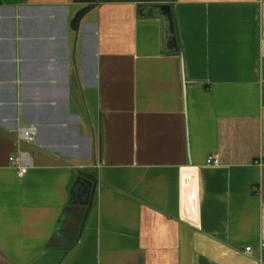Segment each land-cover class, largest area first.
Returning <instances> with one entry per match:
<instances>
[{
    "label": "crops",
    "instance_id": "0c3cea01",
    "mask_svg": "<svg viewBox=\"0 0 264 264\" xmlns=\"http://www.w3.org/2000/svg\"><path fill=\"white\" fill-rule=\"evenodd\" d=\"M145 4L0 0V264H261L264 0Z\"/></svg>",
    "mask_w": 264,
    "mask_h": 264
},
{
    "label": "water",
    "instance_id": "95a60500",
    "mask_svg": "<svg viewBox=\"0 0 264 264\" xmlns=\"http://www.w3.org/2000/svg\"><path fill=\"white\" fill-rule=\"evenodd\" d=\"M105 1H135L148 2L140 6V15L144 17H159L164 23V49L171 53H178L179 45L176 34L173 6L171 0H105ZM96 184L94 180L85 176H80L73 192V207L87 208L91 205ZM72 215V214H71ZM70 215H65L57 226V231L61 234L69 222ZM68 225V224H67Z\"/></svg>",
    "mask_w": 264,
    "mask_h": 264
},
{
    "label": "built area",
    "instance_id": "2783aa9c",
    "mask_svg": "<svg viewBox=\"0 0 264 264\" xmlns=\"http://www.w3.org/2000/svg\"><path fill=\"white\" fill-rule=\"evenodd\" d=\"M38 137V130L34 127H24L19 130L18 139L21 142H27L30 144H36ZM11 164L18 170L21 177L25 176L29 170L33 167V156L30 152L21 151L16 155L10 157ZM207 164L213 166H219L220 161L217 157H211L208 159ZM260 262L264 264V242L261 244ZM247 253L252 252V248H246Z\"/></svg>",
    "mask_w": 264,
    "mask_h": 264
},
{
    "label": "trees",
    "instance_id": "16d2710c",
    "mask_svg": "<svg viewBox=\"0 0 264 264\" xmlns=\"http://www.w3.org/2000/svg\"><path fill=\"white\" fill-rule=\"evenodd\" d=\"M76 2H79V3H86V4H88V7H86L85 9H83L82 11H80L77 15H76V17H75V19H74V21H73V28L75 29V30H77L78 29V26H79V24H80V22H81V20H82V18L85 16V14L92 8V6L94 5V4H97V3H100V2H108V1H105V0H75ZM172 1V3L175 1V0H171ZM175 20V19H174Z\"/></svg>",
    "mask_w": 264,
    "mask_h": 264
}]
</instances>
